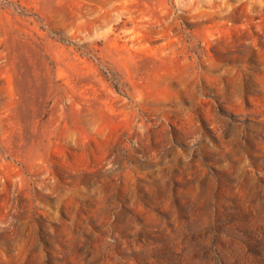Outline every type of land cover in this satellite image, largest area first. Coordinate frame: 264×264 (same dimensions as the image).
I'll use <instances>...</instances> for the list:
<instances>
[{
    "label": "rangeland",
    "instance_id": "rangeland-1",
    "mask_svg": "<svg viewBox=\"0 0 264 264\" xmlns=\"http://www.w3.org/2000/svg\"><path fill=\"white\" fill-rule=\"evenodd\" d=\"M0 264H264V0H0Z\"/></svg>",
    "mask_w": 264,
    "mask_h": 264
}]
</instances>
